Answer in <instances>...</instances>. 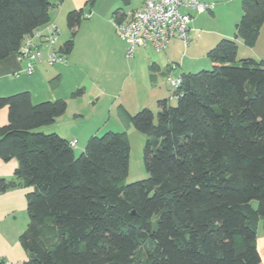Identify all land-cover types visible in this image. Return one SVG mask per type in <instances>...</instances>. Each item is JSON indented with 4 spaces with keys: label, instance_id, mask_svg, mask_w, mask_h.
<instances>
[{
    "label": "trees",
    "instance_id": "1",
    "mask_svg": "<svg viewBox=\"0 0 264 264\" xmlns=\"http://www.w3.org/2000/svg\"><path fill=\"white\" fill-rule=\"evenodd\" d=\"M95 0H89L93 4ZM235 35L208 51L212 69L186 72L157 114L128 115L147 136L149 176L127 177V131L89 138L80 156L57 132L39 130L67 110V100L33 104L28 91L0 96V157L16 158L29 222L20 236L24 264H264V60L238 58V39L252 46L264 24V0H241ZM53 0H0V61L50 21ZM84 9L67 13L68 54ZM116 15H120L117 11ZM81 89L76 91L80 94ZM256 201L257 205L254 204Z\"/></svg>",
    "mask_w": 264,
    "mask_h": 264
},
{
    "label": "crops",
    "instance_id": "2",
    "mask_svg": "<svg viewBox=\"0 0 264 264\" xmlns=\"http://www.w3.org/2000/svg\"><path fill=\"white\" fill-rule=\"evenodd\" d=\"M53 1L55 6L50 10L49 23L38 30L47 33L51 25L55 24L59 29V48L71 36L67 13L74 9H84L85 14L76 28L71 51L64 54L65 61L50 65L47 61L48 49L43 45V57L32 71L25 70L26 62L19 61L16 54L0 61V96L28 91L33 104L46 100H67L65 113L57 117L54 123L39 130L57 132L69 141L76 139L74 152L77 154L84 150L93 135L105 130L127 131L131 125L129 113L134 114L144 107H156L159 110V101L168 98L171 90L169 77L179 78L185 73L176 75L178 66L182 64L176 62L170 47L172 41L177 44L180 39H171L164 54H158L148 45L139 47L134 57L128 59V43L117 34L113 19L117 11L122 16L129 11L141 9L143 0L138 4H134L133 0H95L93 4H89V0ZM183 10L193 16L191 39V36L196 35L194 13L190 9ZM34 40L40 42L39 38ZM196 44L202 46L203 40L197 39ZM242 44L249 54L239 56V42L237 57L264 60V24L253 46ZM149 48L158 53L154 55ZM183 67L186 71L195 72L201 66H186L183 62ZM165 81L168 87L164 86ZM79 89L81 93L76 94ZM7 121L8 108L3 107L0 109V125ZM17 166L16 158L5 161L0 157V177L13 179ZM28 190L17 187L0 191V256L14 264H24L28 260V252L20 242V236L29 222L26 199ZM257 248L264 262L262 221L257 231Z\"/></svg>",
    "mask_w": 264,
    "mask_h": 264
},
{
    "label": "built area",
    "instance_id": "3",
    "mask_svg": "<svg viewBox=\"0 0 264 264\" xmlns=\"http://www.w3.org/2000/svg\"><path fill=\"white\" fill-rule=\"evenodd\" d=\"M214 2L201 0H143L141 9L129 11L124 15H115L113 19L117 34L128 43L126 57H134L139 47L152 46L156 51L167 49L173 38L184 41L189 45L191 23L193 16L183 9L203 12L212 10ZM89 15V14H88ZM39 38L40 42L34 39ZM59 29L51 25L47 33L36 29L33 34L27 35L16 53L19 61L26 62V71H32L38 60L43 57V45L48 49L47 61L50 65L65 61V55L58 46ZM173 91L181 85L182 78L169 77ZM77 140L71 141L76 146ZM0 264H14L0 256Z\"/></svg>",
    "mask_w": 264,
    "mask_h": 264
},
{
    "label": "rangeland",
    "instance_id": "4",
    "mask_svg": "<svg viewBox=\"0 0 264 264\" xmlns=\"http://www.w3.org/2000/svg\"><path fill=\"white\" fill-rule=\"evenodd\" d=\"M140 0H133L134 4H138ZM202 2H215L216 6L212 10H206L203 12H199L196 10H192L194 13V26L196 28V35L191 36L189 45L185 46L183 40H179L178 43L170 44L172 47V53L175 56L176 62L178 64H182L178 66V73L189 72L185 70L183 67V62L186 66H197L200 65V69H197L195 72H198L203 69H212V61L208 57V51L213 48L222 38H232L235 35V27L236 22H238L242 17V2L241 0H201ZM240 16L239 18L237 15ZM240 14V15H239ZM236 20V21H235ZM224 33V36L221 34ZM230 34L229 36H227ZM197 39H202V46H198L196 44ZM241 40V39H240ZM241 51H239V56L241 54L249 53L244 49L245 46H242L244 43L243 40L239 41ZM238 42V45H239ZM60 43H58L59 45ZM247 45V44H246ZM211 46V47H210ZM249 46V45H247ZM253 46V45H252ZM251 47V46H249ZM151 53L157 54L158 52L153 51L151 48L148 49ZM165 51L159 52L158 54H164ZM238 56V58H240ZM170 69H172L171 63H169ZM190 68V67H189ZM195 70V69H194ZM163 79V78H161ZM164 81V79H163ZM168 87L167 82L165 81L164 86ZM171 86V84H169ZM173 89L171 87L170 92L168 93V97H170V103L176 104V98L173 97ZM156 114L158 109L156 107L151 108ZM128 137L131 145L130 152V165H129V173L126 178L121 181V184H130L132 182L145 179L149 176L145 164H144V148L147 140V136L138 131L135 127L130 125L127 128ZM108 130L102 131L98 135H102L104 132ZM115 131V130H113ZM77 149V147H76ZM81 152H77L76 156H80ZM254 204L257 205L256 201Z\"/></svg>",
    "mask_w": 264,
    "mask_h": 264
}]
</instances>
